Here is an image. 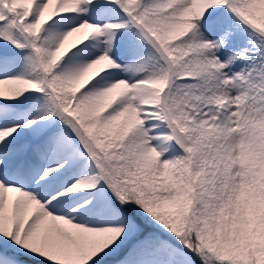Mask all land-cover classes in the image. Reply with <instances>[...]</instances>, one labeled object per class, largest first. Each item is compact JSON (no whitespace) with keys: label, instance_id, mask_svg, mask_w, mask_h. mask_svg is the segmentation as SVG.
Instances as JSON below:
<instances>
[{"label":"snow or ice","instance_id":"obj_1","mask_svg":"<svg viewBox=\"0 0 264 264\" xmlns=\"http://www.w3.org/2000/svg\"><path fill=\"white\" fill-rule=\"evenodd\" d=\"M0 264H264V0H0Z\"/></svg>","mask_w":264,"mask_h":264}]
</instances>
